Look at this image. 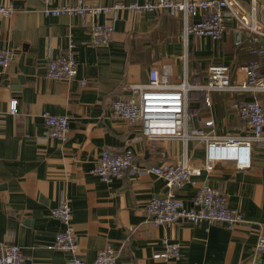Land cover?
Returning <instances> with one entry per match:
<instances>
[{"label":"crops","instance_id":"crops-1","mask_svg":"<svg viewBox=\"0 0 264 264\" xmlns=\"http://www.w3.org/2000/svg\"><path fill=\"white\" fill-rule=\"evenodd\" d=\"M78 1L56 0L48 7ZM146 1L155 0H82L88 7ZM0 5L14 10L10 18L0 16V49L13 53L9 67L0 68V253L3 246L14 245L35 264H65L69 254L48 249L62 230L50 211L64 200L71 209L75 255L86 264H92L107 246L116 252L117 264H264V255L255 251L258 236L264 234L261 152L253 156L248 169L217 163L211 172L203 170L174 191L190 208L201 186L219 190L229 208L242 217L233 229L206 222L155 227L146 219L145 205L167 189L163 180L144 170L183 159L199 168L204 146L197 140L147 141L137 127L110 114V102L128 97L129 86L146 83L152 68L162 72L167 66L171 82L184 78L190 86H200L212 65L228 66L235 77L238 66L259 60L234 46L233 23L227 24L229 33L222 41H212L184 37L181 16L165 11L135 15L121 9L115 19L98 17L100 23L113 26V33L108 44L95 47L90 40L95 19L90 15L47 17L40 0H0ZM260 8L263 18L264 4ZM70 42L77 63L75 78L48 79L46 59L62 53ZM204 96L203 91L191 90L189 107L200 118L214 119L213 135L246 134L242 120L230 109L231 102L243 96L210 92L209 107ZM13 99L17 100L16 116L7 112ZM256 99L264 107V93ZM42 113L68 117L66 141L45 136ZM194 127L202 128L197 121ZM127 148L134 153L133 168L123 179L104 183L91 173L103 150L121 153ZM162 239L179 244V260L153 258L163 249Z\"/></svg>","mask_w":264,"mask_h":264},{"label":"built area","instance_id":"built-area-1","mask_svg":"<svg viewBox=\"0 0 264 264\" xmlns=\"http://www.w3.org/2000/svg\"><path fill=\"white\" fill-rule=\"evenodd\" d=\"M44 4L42 14L47 17L90 15L93 22L90 25V40L92 46L98 47L109 43L113 26L100 23L98 17L104 14L115 19L117 11L127 9L135 15L144 12L165 11L169 16H181L184 37L193 35L197 38H208L212 41H222L229 33L227 24L233 23L231 33L234 36V46L244 49L248 55L258 58L247 65L232 70L224 65H212L206 74V83L200 86H190L183 78L173 83L170 81V69L164 66L162 72L152 68L148 73L146 83L129 86L128 97H117L110 102V114L113 118L127 122L138 128L142 138L147 141L178 140L186 143L197 140L204 146V161L199 168L190 166L185 159L180 163H161L147 167L144 171L163 180L167 189L162 196H153L145 205L146 219L155 227L172 225L181 222L198 224H224L233 229L242 221L241 215L229 208L227 197L219 190L201 186L187 208L183 201L174 196V191L191 183L192 176H198L204 170L211 172L215 164L230 162L235 169L243 170L251 166L253 156L261 152L264 155V107L256 99V95L264 93V20L260 11L259 0H155L142 4L133 3L125 6L116 3L112 7H88L79 0L76 5H60L48 7L56 0H40ZM13 8L0 5V16L10 18ZM13 53L9 49H0V68L6 70L12 62ZM45 74L55 81H71L77 74V63L74 58L73 44L45 62ZM83 86L86 82L81 83ZM205 93L204 103L210 106L207 93L227 92L243 96L230 104V109L236 112L243 122L245 135L216 136L213 135L215 121L212 117L200 118L197 113L189 112V97L191 90ZM253 98L246 99L244 95ZM9 115L16 116L17 100L9 102ZM45 125V136L67 140L70 134L67 116L42 113ZM198 122L201 129H196ZM203 128L208 130L203 131ZM134 153L127 148L121 153L103 150L94 162L91 173L101 182L111 183L123 179L133 168ZM50 215L57 219L62 230L59 231L50 250L69 254L65 264H86L76 257L77 243L71 224V209L67 201L51 209ZM163 249L154 253V259L179 260L180 246L174 241L162 239ZM256 253L264 255V234L257 238ZM0 264H35L28 261L18 246L6 245L0 253ZM92 264H117L116 252L107 246L98 251Z\"/></svg>","mask_w":264,"mask_h":264},{"label":"rangeland","instance_id":"rangeland-1","mask_svg":"<svg viewBox=\"0 0 264 264\" xmlns=\"http://www.w3.org/2000/svg\"><path fill=\"white\" fill-rule=\"evenodd\" d=\"M260 2H262L261 5L264 4V0H260ZM261 5H260V7H261ZM260 9H261V8H260ZM260 11H261V10H260ZM263 18H264V11H263ZM263 20H264V19H263ZM173 62H175V60H174ZM175 68H176V65H175ZM175 71H176V69H175Z\"/></svg>","mask_w":264,"mask_h":264},{"label":"trees","instance_id":"trees-1","mask_svg":"<svg viewBox=\"0 0 264 264\" xmlns=\"http://www.w3.org/2000/svg\"><path fill=\"white\" fill-rule=\"evenodd\" d=\"M189 112H191V113L194 112L192 106L189 107Z\"/></svg>","mask_w":264,"mask_h":264},{"label":"water","instance_id":"water-1","mask_svg":"<svg viewBox=\"0 0 264 264\" xmlns=\"http://www.w3.org/2000/svg\"><path fill=\"white\" fill-rule=\"evenodd\" d=\"M243 1L247 2V0H243Z\"/></svg>","mask_w":264,"mask_h":264}]
</instances>
